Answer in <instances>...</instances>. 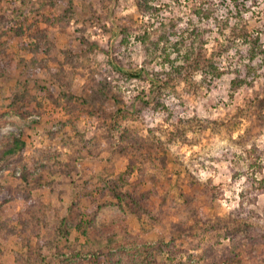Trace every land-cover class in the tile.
Listing matches in <instances>:
<instances>
[{
  "label": "rangeland",
  "instance_id": "1",
  "mask_svg": "<svg viewBox=\"0 0 264 264\" xmlns=\"http://www.w3.org/2000/svg\"><path fill=\"white\" fill-rule=\"evenodd\" d=\"M141 1L0 0V37L6 44L0 67H11L0 77V147L12 136L28 144L22 160L0 163L1 190L15 194L23 189L24 164L30 167L42 153L46 169L40 167L31 177L38 183L32 186L33 196L48 207L47 223L62 224L63 231L57 238L63 253L45 248L33 264H92L103 253L111 255L112 264H218L212 255H222L238 242L242 264H264V195L251 201L250 213H237L253 191L252 178L264 181V126L259 127L254 114V107L264 102V54L248 60L253 45L237 37L233 49L218 57L225 72L221 78L201 72L168 76L181 62V49L170 48V60L160 51L161 58L150 61L141 38L162 23L167 30L175 25L180 36L192 23L205 27L196 14L210 0H148L158 10L155 15L145 14ZM213 1L215 18L231 17V26L246 25L264 49V0H251L250 11L241 15L234 0ZM209 23L211 53L219 35L215 23ZM123 25L131 26L126 41ZM69 58H77L74 77L54 94L49 69L67 63L66 74L72 72ZM36 65L41 73L27 79V68ZM105 69L122 102L111 101L106 110L114 115L122 108L125 122L117 116L99 120L73 113L62 95L81 103L89 76ZM236 69L248 84L232 86ZM155 72L162 74L159 83L152 79ZM17 87L29 89L35 102L13 108L10 94ZM119 123L141 139L138 151L114 155ZM77 152L79 159L70 161ZM68 162L74 163L69 172ZM107 180L112 186L121 181V200L111 189L103 198L96 193L88 197ZM2 209L0 219L11 218L25 209V202L15 197ZM200 209L209 222L196 214ZM80 221L87 222L86 233L77 229ZM43 229L40 237L52 240L54 232ZM110 231L116 241L108 251ZM32 242L36 247V239ZM215 244L218 251L212 249ZM28 252L25 237L0 235V264H18L16 255L27 258Z\"/></svg>",
  "mask_w": 264,
  "mask_h": 264
},
{
  "label": "trees",
  "instance_id": "2",
  "mask_svg": "<svg viewBox=\"0 0 264 264\" xmlns=\"http://www.w3.org/2000/svg\"><path fill=\"white\" fill-rule=\"evenodd\" d=\"M222 2H224V0ZM248 3H251V0L233 1V6L235 10H237V13H239L237 15H241L242 12L250 11ZM140 5L141 8L144 7L143 12L145 14H157V8H153L149 4L148 0H142L139 4V7ZM214 7L215 3L213 0L207 1V3L203 2V8H200L196 16L205 21L206 26L199 27L198 25L192 23L187 28H185V32H181V36L176 31L175 25H173L170 30H167L166 27L163 26L165 25L163 23L160 24V26H158L157 28H155L156 30L154 29L152 32L153 35L158 34V39H154L153 37L151 38L152 34H148V32H145L143 38H141L140 41L147 47V52L149 53L150 61H155L161 58L158 56V53L160 51H163L165 56L168 57V59L170 60L171 54L169 49L173 48L176 52L181 49V62L180 64L175 63L173 65V67L171 68L172 72L167 73L168 76H179L181 78H187L191 74L201 72L207 77H210V79H216L221 78L225 74L223 68L220 66L221 64L218 61V57L223 52H227L229 49H233L231 45L236 44L237 37L243 38L245 41L249 40L247 42L253 45L251 47V50L248 52V60L254 61V59H256L255 57L264 54V49L261 50L260 48L261 45L259 37L253 39V35L252 33H250L246 25L241 24L239 26H231L229 22L231 17L227 18L228 21L220 22L218 18H215L216 15ZM47 21H51V19H47ZM212 21L215 23V28L217 29V34L219 35V37H217L215 40L216 48L213 49L210 53L207 50V45L209 42L207 37L209 36V34L211 35L213 31L209 27H207V25H210L209 22ZM129 28H131V26L129 25L121 26L122 41L128 40ZM3 38L4 36L0 37V54L5 53L4 49L6 47V44ZM239 55L241 57V60H243V53H239ZM76 59L77 58L68 59L69 65L72 66V72H68V74H66V70L64 69V66L67 63H63L59 69H49L52 78V86L50 88L52 93L58 94L60 87L64 88L65 86L69 85L70 80L72 79V77H74L73 75L75 74V72L73 71V67H76L77 65ZM38 66L39 65L33 67L30 66L29 68H27L29 70V73L26 77L27 79H31L33 81V79H35V77L38 76L39 73H41L42 70L39 69ZM35 67L37 69H32ZM246 68H248V66H246ZM144 69L146 70V67ZM250 69L253 70V67L251 66ZM108 70L105 69L101 71L92 72V74L89 76L88 81L86 82V91L84 92V97L82 98L81 103H79V101L76 102L75 98L70 94H62L65 100L67 101L68 107L70 108V110L73 111V113L79 112L82 116H91L93 118H98L99 120H108L110 118H113V116H117L119 117L120 123L121 121L125 122L127 120V116H122L124 114L122 108H119L117 113H115L114 115L112 113H108L106 110L107 106L111 101H114V103L117 105L122 104V102L119 100L121 94L118 90H116L113 82L111 81L112 73L110 72V70ZM238 70L239 69H236L237 77L232 81V86L235 88L239 87L245 82L247 84L249 83L247 82V80H242L241 76H239L241 75V71L239 73ZM10 72V64H8V66L1 64L0 77L3 74L6 75V73L8 74ZM249 73L250 72L248 71V75ZM131 75L135 78L139 77L138 74ZM161 75L162 74L158 72L151 74L154 83H159L161 81ZM251 75H249L248 77L252 78ZM253 78L251 80H253ZM34 98L35 96L30 93L29 89H26L24 87H17L10 94L11 105L13 106V108L17 109L21 107V105L22 108H24L25 104L28 102H30V104L34 103ZM261 101L259 104H263L264 107V102ZM259 104L254 107V114L257 115V120L260 121L259 127H263L264 112L262 111V109H258ZM39 105H41V103ZM116 122L118 123L117 120ZM120 123L117 125L119 129H121L119 130L120 138L118 145H116V142H114V155H129L131 150L135 152L138 151L142 144L141 142H139L140 138L135 136V132L134 130H132V128L128 126H122L123 124ZM225 127L229 126L225 125ZM112 141L115 140L111 138V143ZM152 145L155 146V144ZM27 148V141L22 139L21 137L12 136L11 138H8L6 141L3 142L0 147V163L2 164L12 159L22 160ZM79 153L80 152L75 153V156H72L70 161L76 162L80 157ZM90 153L93 154V151H91ZM41 156H43L42 153L38 156L33 157L31 159L33 164L30 167L24 164L23 171L21 174L23 189H17L19 191H16V193L14 194V192H11L9 190H1L2 186L0 185V216L2 215L3 206L12 201L13 198L18 197L24 200L25 202V209L21 213L15 214L11 218L0 219L1 236H4L7 239L13 236H17L18 239H20L21 241L24 237L26 239L27 248H29V252L27 255L29 257L26 258L24 255L17 254L16 257L18 264H33V262L37 261L40 258V254L45 248H53L59 253H63L61 244L57 240L59 235L63 232L61 228L62 224H58L55 227H53V225H49L47 223V220L49 219L47 214L48 207L41 201V199L35 198L33 196L34 187L32 186L34 185V183L36 185L38 183L31 182V177L34 173H36L37 169H39L40 167L46 169L45 164L47 162L43 161ZM66 165V169L68 172L73 170L72 168L74 166V163L71 164V162H68ZM54 170L55 172L57 171L55 167ZM67 171L65 170V172ZM119 178H121V181L124 180L123 176H120ZM121 181L120 183L116 182V185L112 186V181L107 180V182L103 183L101 187L96 188L95 190L91 189V192L88 194V197L94 198L93 193H96L99 197L103 198L107 195L109 189H111L115 190L114 195L117 197V199L121 200L120 191L123 187ZM252 182L253 191L248 196V202L242 203L241 207L237 210L238 214H244L246 212V214L250 213L252 210L251 207L254 205L253 202L256 197H258L259 195H264V181H258L256 178H252ZM94 208H97V206L94 205ZM198 213L200 214V219L205 220V222H209L207 214L203 210L200 209L196 211V214ZM86 223L87 222L82 221L78 222L76 224L77 229L82 233H86V231L90 229L84 226V224ZM222 223L223 221L220 222V224ZM43 228L54 232L52 233V240H47L43 237H40L43 233ZM256 238L257 237H255L254 239L256 240ZM33 239H36V247H34V244L32 242ZM106 239L107 243L105 247H107L108 249L116 241V236L112 231H110L109 234L106 236ZM240 247L241 244L238 242L234 247L226 248L223 251L222 255H218V253L216 252V254L214 253L212 256L217 258L218 264H221L223 261L229 263L237 262L239 264H242L245 257L236 254V249H239ZM213 248H215L214 250L218 251L219 245L215 244L212 246V249ZM209 249V252H212L210 246ZM192 257L193 256H191V258ZM150 258L152 261H155L154 256L152 254H150ZM92 264H112L111 255L103 253L102 255L97 256L96 261ZM137 264H139V262Z\"/></svg>",
  "mask_w": 264,
  "mask_h": 264
}]
</instances>
